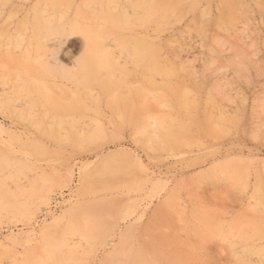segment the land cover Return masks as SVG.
Instances as JSON below:
<instances>
[{"label":"rangeland","instance_id":"rangeland-1","mask_svg":"<svg viewBox=\"0 0 264 264\" xmlns=\"http://www.w3.org/2000/svg\"><path fill=\"white\" fill-rule=\"evenodd\" d=\"M0 264H264V0H0Z\"/></svg>","mask_w":264,"mask_h":264},{"label":"bare ground","instance_id":"bare-ground-1","mask_svg":"<svg viewBox=\"0 0 264 264\" xmlns=\"http://www.w3.org/2000/svg\"><path fill=\"white\" fill-rule=\"evenodd\" d=\"M183 1H188V0H183ZM102 5V4H101ZM47 12V11H46ZM124 18V17H123ZM116 24V23H115ZM156 49V48H155ZM108 50V49H107ZM98 52H100V51H98ZM100 53H102V51L100 52ZM158 58V57H157ZM28 60H29V58H28ZM167 73H168V71H167ZM182 111V110H181ZM133 122V121H132ZM230 230V229H229ZM151 247V246H150ZM118 251V250H117ZM43 261V260H42Z\"/></svg>","mask_w":264,"mask_h":264}]
</instances>
